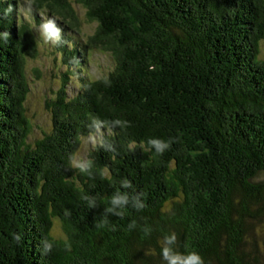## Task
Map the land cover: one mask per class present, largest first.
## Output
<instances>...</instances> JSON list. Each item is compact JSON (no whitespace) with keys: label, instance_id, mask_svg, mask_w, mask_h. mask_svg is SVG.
<instances>
[{"label":"trees","instance_id":"16d2710c","mask_svg":"<svg viewBox=\"0 0 264 264\" xmlns=\"http://www.w3.org/2000/svg\"><path fill=\"white\" fill-rule=\"evenodd\" d=\"M17 1L0 0V264H166L171 233L205 264H264V0L31 1L33 16L56 13L71 28L78 3L98 24L88 41L115 60L74 96L57 90L52 130L33 143L24 62L36 46ZM65 34L56 49L80 67L84 52ZM96 119L108 133L83 174L70 157ZM151 139L170 148L157 155ZM117 191L145 209L108 213Z\"/></svg>","mask_w":264,"mask_h":264},{"label":"rangeland","instance_id":"374dc122","mask_svg":"<svg viewBox=\"0 0 264 264\" xmlns=\"http://www.w3.org/2000/svg\"><path fill=\"white\" fill-rule=\"evenodd\" d=\"M22 1V3L17 5L18 19L23 24L29 25L28 29L33 34L32 37L35 39L36 46V55L27 57L24 62L25 77L28 85L24 113L31 125L28 142L33 143L52 130L50 108L46 104L55 97L57 90L64 84L68 97L74 96L83 86V82L106 77L114 69L115 60L111 52L102 47V45H95L88 41L97 30L98 24L95 21L88 20L85 9L79 6L78 3H72L77 16L75 17L76 26L71 28L70 23L56 13L47 15L39 12L36 16H33L32 12L34 9L31 1L34 0ZM49 18L54 19L62 31L57 39L45 43L41 39L39 25ZM66 25L70 30L66 29ZM65 33L67 41L72 40L80 52H84L80 67L66 66L64 61L61 60V53L56 49L58 40ZM83 46L86 49H83ZM258 58L264 61V38L259 45ZM64 73L67 74L66 77H63ZM106 130L102 131L100 129L99 133L95 131L91 134H94L97 142H99L101 136L108 133ZM88 136L81 137L80 144L76 150L85 158L88 157L89 152L93 149L92 145L87 143ZM52 234L59 238L63 237V231L58 219H54Z\"/></svg>","mask_w":264,"mask_h":264},{"label":"clouds","instance_id":"9594fccd","mask_svg":"<svg viewBox=\"0 0 264 264\" xmlns=\"http://www.w3.org/2000/svg\"><path fill=\"white\" fill-rule=\"evenodd\" d=\"M41 39L47 43L50 40L57 39L62 31L61 28L57 26V23L54 19L49 18L45 22L39 25ZM5 38H7V34H5ZM114 123L119 124L121 121L117 120ZM92 126L96 129V132H100L101 126L107 127L106 122H102L98 119L93 120ZM109 135H113L111 130L109 129ZM87 143H90L93 148L97 145V139L94 134H90L87 137ZM149 143L155 148L156 154H163L167 149L170 148V141L165 142L160 139H151ZM135 147V142L130 143L129 148ZM70 167L78 170L83 174H90V170L93 167V161L91 159H87L83 157L79 152L73 153L70 157ZM101 177L108 178L109 173L107 168L101 170ZM132 185L128 180H124L121 183V187L127 189ZM85 199H88L85 197ZM111 207L107 208L106 211L108 213H114L116 216L123 217L127 211L129 206H131L136 211L144 210L146 205L141 202L139 197H130L127 193H121L119 191L111 199ZM93 206V201H89V207ZM120 209V211H115L116 209ZM104 223H107L105 220L103 223L98 224L97 227H103ZM150 230L145 229V235L149 233ZM16 240H19L20 237L16 236ZM177 245V236L175 233H171L169 235H165L163 241L161 242L160 247V255L162 257V261L166 262V264H205L202 256L195 250L186 251L183 254L180 251L176 250ZM51 243H47L45 247V251H49L51 249Z\"/></svg>","mask_w":264,"mask_h":264}]
</instances>
